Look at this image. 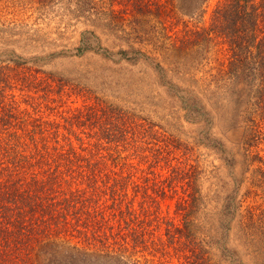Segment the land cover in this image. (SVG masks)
I'll list each match as a JSON object with an SVG mask.
<instances>
[{"label": "trees", "instance_id": "obj_1", "mask_svg": "<svg viewBox=\"0 0 264 264\" xmlns=\"http://www.w3.org/2000/svg\"><path fill=\"white\" fill-rule=\"evenodd\" d=\"M32 1L67 14L25 30L0 10V264H264V0H217L207 26L210 0ZM77 26L76 46L59 42ZM208 47L215 66L201 62ZM90 53L120 72L49 68ZM125 62L146 64V87L179 101L201 137L99 92L122 86ZM215 124L242 129L235 152Z\"/></svg>", "mask_w": 264, "mask_h": 264}, {"label": "rangeland", "instance_id": "obj_2", "mask_svg": "<svg viewBox=\"0 0 264 264\" xmlns=\"http://www.w3.org/2000/svg\"><path fill=\"white\" fill-rule=\"evenodd\" d=\"M217 0H210L207 4V13L204 17V19L200 22V25L207 26L209 20H210V14L212 9L214 8ZM62 6L58 3L56 5L52 6H41L37 2H34L32 0H12L10 3L6 0H0V10L2 12L8 13V17H10L12 20H15L17 22H23V29H28L31 26H39V27H47L46 25H49L48 28H53L54 26L58 25L61 19L62 15H66L67 11L65 9L61 8ZM8 8V9H7ZM61 8V10H60ZM80 25V24H78ZM30 26V27H28ZM182 26H180L181 28ZM162 25L158 23V19L150 16L149 17V23L147 25V30L150 31L151 34L153 32L156 34L157 31H160L159 36V43L165 47H170V41L167 38V35H169L168 29H162ZM73 31L66 34L65 38L59 40L60 43L67 44L69 48H73L76 46L78 38H79V31L81 30L80 26L73 27ZM83 29V28H82ZM52 31V30H51ZM165 33V34H164ZM164 34V35H163ZM73 52L75 50L73 49ZM216 54L213 50V48H206L203 50V55L201 58L202 64L204 66H215L216 63ZM144 63H140L138 65L132 66L131 64L125 62L122 64V74L120 73V83L122 86L120 87L115 81H109V85H106V83H103L102 91H99L101 93H104L107 97L118 100L119 102H133L134 104H141L144 105V113L148 115V110L151 111L153 118L156 121H159L162 123L161 118L166 121V126H174V130L177 128L179 129V132L182 133V135H195L196 137H201L202 134V124L200 122H196L195 124H189L186 123L185 126H183V116L185 115V111L180 108V102H176L175 98L170 97L168 94H164L162 89H157L160 91V93L157 90H153L146 87L147 80H150L151 76H149L150 68L146 65H143ZM98 67L99 72L105 71L106 74H108L110 71L118 70L117 65L112 63L111 61H105L101 59L98 55L94 53L88 54L85 58H66V59H56L53 61L51 65H49V68L56 70V71H84L86 67ZM119 71V70H118ZM120 72V71H119ZM155 80H151L154 82ZM149 82V81H148ZM147 82V83H148ZM91 83V82H88ZM102 85L98 82L96 85H92L93 88L98 89ZM72 100H76L74 104L81 105L83 102V98L75 97L73 96L71 99L68 100V104L72 103ZM176 102V105L173 107L172 101ZM156 105V106H155ZM23 107H26V103L23 102ZM154 112H153V111ZM165 114H170L168 117H164ZM212 123V122H211ZM209 123V124H211ZM163 124V123H162ZM217 124V123H216ZM215 124L214 128V138L216 140L222 139L223 142L226 144L228 149L233 150L234 152L238 149V144L240 140L242 139V129L239 127H234L229 130H225V134L223 130H220L218 128V125ZM177 125V126H176ZM183 126V127H182ZM221 126V125H220ZM177 134V133H176ZM184 137V136H183ZM185 138V137H184ZM205 138V137H203ZM214 140V142H216ZM146 141V137H135L134 142L137 144L143 143ZM264 147V145H263ZM201 152L203 153V157L206 160V163L213 162L214 164H219L217 155L209 148H206L204 146H201ZM175 153L180 157L182 160V151H175ZM169 157H173L174 164L177 163V158L174 157L172 154ZM160 170V167H158ZM165 171V170H164ZM219 174L224 178L226 175L225 170L222 168L219 171ZM182 194V190L180 191ZM181 196L178 195L175 200L166 199L164 202H162L161 210L163 213L168 217H175V208H176V202L178 198ZM247 205V204H246ZM242 253V251H241ZM165 264H181V262L177 258H173L171 262H166Z\"/></svg>", "mask_w": 264, "mask_h": 264}]
</instances>
